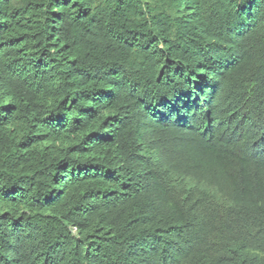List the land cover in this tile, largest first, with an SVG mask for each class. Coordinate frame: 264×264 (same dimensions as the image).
Returning a JSON list of instances; mask_svg holds the SVG:
<instances>
[{"label": "trees", "instance_id": "trees-1", "mask_svg": "<svg viewBox=\"0 0 264 264\" xmlns=\"http://www.w3.org/2000/svg\"><path fill=\"white\" fill-rule=\"evenodd\" d=\"M0 264H264V0H0Z\"/></svg>", "mask_w": 264, "mask_h": 264}, {"label": "bare ground", "instance_id": "bare-ground-1", "mask_svg": "<svg viewBox=\"0 0 264 264\" xmlns=\"http://www.w3.org/2000/svg\"><path fill=\"white\" fill-rule=\"evenodd\" d=\"M154 65H155V63H154Z\"/></svg>", "mask_w": 264, "mask_h": 264}]
</instances>
